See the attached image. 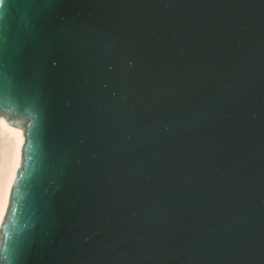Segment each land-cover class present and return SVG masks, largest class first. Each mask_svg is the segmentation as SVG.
Masks as SVG:
<instances>
[{
  "label": "water",
  "instance_id": "water-1",
  "mask_svg": "<svg viewBox=\"0 0 264 264\" xmlns=\"http://www.w3.org/2000/svg\"><path fill=\"white\" fill-rule=\"evenodd\" d=\"M0 116L6 264H264V0H4Z\"/></svg>",
  "mask_w": 264,
  "mask_h": 264
},
{
  "label": "bare ground",
  "instance_id": "bare-ground-1",
  "mask_svg": "<svg viewBox=\"0 0 264 264\" xmlns=\"http://www.w3.org/2000/svg\"><path fill=\"white\" fill-rule=\"evenodd\" d=\"M23 131L0 116V225L4 217L11 185L20 168Z\"/></svg>",
  "mask_w": 264,
  "mask_h": 264
},
{
  "label": "snow or ice",
  "instance_id": "snow-or-ice-1",
  "mask_svg": "<svg viewBox=\"0 0 264 264\" xmlns=\"http://www.w3.org/2000/svg\"><path fill=\"white\" fill-rule=\"evenodd\" d=\"M3 3H4V0H0V5H3ZM7 260L8 258L5 257L3 260H0V264H6Z\"/></svg>",
  "mask_w": 264,
  "mask_h": 264
}]
</instances>
